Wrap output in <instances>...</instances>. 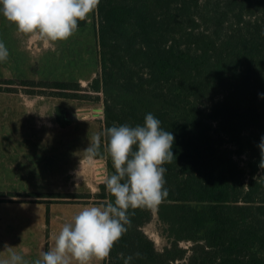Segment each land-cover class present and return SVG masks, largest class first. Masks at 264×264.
I'll use <instances>...</instances> for the list:
<instances>
[{
  "label": "trees",
  "instance_id": "obj_1",
  "mask_svg": "<svg viewBox=\"0 0 264 264\" xmlns=\"http://www.w3.org/2000/svg\"><path fill=\"white\" fill-rule=\"evenodd\" d=\"M95 12L100 71L89 85L22 83L103 101L102 132L152 113L176 157L163 165L168 197L157 207L167 244L144 229L154 209H130L104 264H124L121 254L130 264H264V0H101ZM96 158L100 190L64 196L114 202L105 137Z\"/></svg>",
  "mask_w": 264,
  "mask_h": 264
},
{
  "label": "clouds",
  "instance_id": "obj_2",
  "mask_svg": "<svg viewBox=\"0 0 264 264\" xmlns=\"http://www.w3.org/2000/svg\"><path fill=\"white\" fill-rule=\"evenodd\" d=\"M101 0H0V12L16 25L18 33L36 36L45 43L65 41L76 33ZM8 49L0 41V61L8 59ZM264 97V94H260ZM152 113L142 125L112 126L93 136L84 150L89 161L100 155L101 137L107 140V152L114 173L106 177L105 186L114 202L84 206L73 222L64 223L54 239V246L40 253L33 264H92L105 261L116 243L131 226L130 209H155L168 197L163 166L176 157L175 136L161 127ZM264 168V137L258 145ZM7 258L0 264H28L23 255L5 244ZM130 264L133 256L123 257ZM135 256L139 257L140 253Z\"/></svg>",
  "mask_w": 264,
  "mask_h": 264
},
{
  "label": "rangeland",
  "instance_id": "obj_3",
  "mask_svg": "<svg viewBox=\"0 0 264 264\" xmlns=\"http://www.w3.org/2000/svg\"><path fill=\"white\" fill-rule=\"evenodd\" d=\"M97 22V14L94 11L89 14L83 25H78V30L67 39L66 45H63L64 47H61L58 43L59 41H57L55 48L51 47L54 50L49 48L47 51H38L35 47H31L33 52L30 53V50L25 48V64L19 70H14L16 77H9V71L3 70L0 65V94H23L25 96L26 115L29 112L33 113L34 107L42 106L45 110L42 109L40 111L41 116L49 117V114H51L54 119H61V122L65 125L82 127L81 134H71V141L67 142L66 140L61 146L25 142L26 159L23 164V174L18 179H12V181L0 178V191L8 188L41 191L40 194L43 197L51 195L56 197L57 201H60L59 198H68L64 196L67 194L81 193L90 195L91 193L93 195L100 190L102 182H99L100 172L97 168V158L89 161L84 157L86 153L84 150L91 142L93 136L103 130V117L102 115L98 116L96 111L99 107L103 108V101H85L82 98L54 95L49 90L41 92L39 87L22 83L24 79L78 80L84 86L89 85L93 77L100 71L99 44L96 35ZM50 53L51 56H48ZM53 58H55V62ZM48 62H51V64L48 65ZM49 67L53 69L50 70ZM9 87L13 90H9ZM37 95L44 97L37 98L35 102L34 98ZM28 123L31 124L30 122ZM57 125L60 124L58 123ZM82 141L83 144L79 145ZM81 157L82 160L79 162ZM69 168L72 169L63 180L57 182L54 180L56 176L60 175L58 174L59 172ZM66 177L68 178L66 179ZM55 194L57 195L55 196ZM70 201L99 204L94 196H84L81 199H70ZM144 229L155 239L159 248H163L167 244L168 240L161 232L162 226L157 214V208L154 209L153 219L144 226ZM190 243L191 241L188 240L181 242L186 247ZM1 256L2 254L0 253ZM3 256H7V254H3ZM37 256L33 257L35 259L40 258L39 255Z\"/></svg>",
  "mask_w": 264,
  "mask_h": 264
},
{
  "label": "crops",
  "instance_id": "obj_4",
  "mask_svg": "<svg viewBox=\"0 0 264 264\" xmlns=\"http://www.w3.org/2000/svg\"><path fill=\"white\" fill-rule=\"evenodd\" d=\"M0 41L4 42L9 52L8 59L0 61L2 69L9 71V77H16L14 70H19L25 64V48L32 53L31 47H35L38 51H47L51 47L55 48L57 44L45 43L36 36L18 33L16 25L9 22L2 12H0ZM66 42L67 40L58 43L62 47ZM52 48L50 50H54ZM48 56H51V53ZM53 60L55 62V58ZM50 64L51 62H48V65ZM49 69L53 68L49 67ZM24 97L20 93L0 94V178L8 181L18 179L23 174V164L26 159L25 142L61 146L64 141H71V134L82 133L81 126L65 125L61 119H54L51 114L49 117L41 116L40 111L45 110L42 106H39V109L34 107V112L26 115ZM39 97L44 96L37 95L34 98L35 102ZM96 111L98 116L102 115V108L99 107ZM58 123L60 125H57ZM80 144H83V141ZM86 155L85 153L84 157ZM72 168L63 169L54 180L56 182L63 180ZM32 191L17 188L0 191V253L2 254L0 259L7 258L3 256L7 254L4 249V245L7 244L13 251L23 255L28 264H33L36 260L34 257L40 256L42 251L54 246V239L64 223L73 222L74 216L82 207L94 205L73 202L65 197L57 201L56 197L51 195L43 197L41 191ZM92 264H104V261L93 260Z\"/></svg>",
  "mask_w": 264,
  "mask_h": 264
}]
</instances>
